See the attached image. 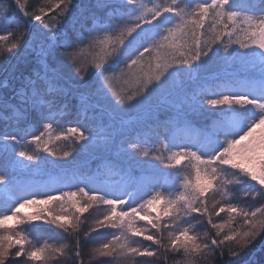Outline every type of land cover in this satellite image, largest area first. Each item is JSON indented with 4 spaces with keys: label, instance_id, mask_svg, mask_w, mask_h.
I'll return each instance as SVG.
<instances>
[{
    "label": "snow or ice",
    "instance_id": "snow-or-ice-1",
    "mask_svg": "<svg viewBox=\"0 0 264 264\" xmlns=\"http://www.w3.org/2000/svg\"><path fill=\"white\" fill-rule=\"evenodd\" d=\"M259 5L0 0V57L16 59L0 81V119L40 124L37 132L0 134V151L33 169L24 180L0 172L4 191L20 193L0 210V264H47L70 246H37L21 225L61 230L77 264H85L82 247L102 231L108 238L88 258L104 264L156 257L165 234V250L182 253L187 264L205 250L235 257L226 242L243 249L264 232V206L238 207L229 187L239 186V199L264 201V0ZM220 59L254 75H202ZM130 110L142 118L130 124ZM54 114L68 126L57 130ZM141 135H154L159 146L142 147ZM53 139L70 141V150L58 153ZM95 151L112 154L106 170L83 176L39 167L48 157L67 162ZM165 169L175 175L161 184L155 177ZM221 213L228 220L213 222ZM237 217L247 230L226 232ZM201 218L215 229L203 244L192 223Z\"/></svg>",
    "mask_w": 264,
    "mask_h": 264
},
{
    "label": "trees",
    "instance_id": "trees-1",
    "mask_svg": "<svg viewBox=\"0 0 264 264\" xmlns=\"http://www.w3.org/2000/svg\"><path fill=\"white\" fill-rule=\"evenodd\" d=\"M31 4L39 6L44 3V0H30ZM142 3L146 4L148 7H152L155 3H160L162 0H141ZM166 2V0H163ZM238 5H251L256 3L259 7V0H235ZM74 3L77 5H84L87 4L92 6L95 3V0H74ZM79 10V9H77ZM0 34H3V30L0 29ZM233 47H238L234 45ZM16 63L15 57L12 54H6L5 57H0V81H3L7 72L10 70L11 65ZM231 73H239L241 75H248L252 76L254 73L246 66L241 65L239 62L230 64L222 59L214 61L210 64L206 72L202 75H206L209 79H211L214 75L219 74L221 76L231 74ZM141 113L138 110H130L127 113V119L130 124L135 123L138 119H141ZM54 119L57 121V124L54 125L57 130H62L64 127L68 126V120L61 118L58 115L54 114ZM197 127L199 124L196 125ZM27 128L29 132H37L40 128V124L35 121H30L27 124L17 126L14 121L12 120H4L0 119V134L4 133L5 131H13V130H20ZM28 139L31 137L28 136ZM130 139H135V137H131ZM141 146L142 147H153L159 146L158 141L154 135H141L140 136ZM58 153L64 150H70L71 142H63V141H55L53 139L51 145ZM24 149L30 153L34 151V146L31 144H25ZM42 158L46 157V153H39ZM112 158V154L105 153L103 151H95L88 154L83 152H77L75 154V159H71L67 162L56 160L55 158L48 157L46 160L43 161L39 165L40 169L46 172H59L62 170H70L75 171L79 169V174L86 176L91 172L100 169H107L109 167L107 161ZM16 157L9 151L7 153L0 151V172L3 171H10L11 174L17 177L20 180H24L28 177V175L33 171V169H26L21 164L16 163ZM22 159V158H21ZM85 162L87 163V167H81L84 165ZM33 162L23 161V165H32ZM175 175V170L165 169L163 172H160L156 175L155 179L158 180L161 184H164L167 181L172 179V175ZM115 179V177H112ZM233 189V192L238 196L237 206L244 208L245 210H255L256 207L264 206V201H260L259 198L250 199V198H243L239 199V186H229ZM67 190V189H66ZM74 190V189H73ZM18 192L16 188H10L8 191H4L3 186H0V210H3L7 207V204L11 203L13 199L18 196ZM212 203L211 201L209 202ZM227 215L221 213L219 217L214 216L213 222L220 223V221H226ZM39 223V222H36ZM195 230L201 231L203 236L206 237L205 242L209 240L212 236L215 235V229H211V226L207 224L206 218H201L200 220H193L192 221ZM245 221L241 217H237L232 223L228 226L231 229L237 231H246L244 230ZM228 228V229H229ZM19 230L25 231V234H32L31 236H35L36 233H42L46 235H58L62 236V238L66 241V244H69V248L66 249V253L64 256H55L54 264H77L75 259L72 257L71 253L73 251L71 244L72 241L64 234L61 230L55 229L53 226L50 225H42L36 227L35 225H21L18 228ZM167 234H165L166 240ZM108 236L105 232H101L100 234H93V239L87 247H82V258L85 261V264H104L103 260H91L89 261L88 258V251L95 246H98L99 243L103 242L107 239ZM165 248H161L157 253V257H155L157 264H187V258L183 256L182 253L172 252L170 250H165L167 248V243H165ZM35 244H39L38 239ZM147 244V243H146ZM226 253L228 250L234 251L239 253L235 257H231L227 254L221 259L219 255H210L207 253H203L195 257L193 260V264H264V232L259 233L255 238H253L248 245H246L243 249H241V245L238 242H226L225 245ZM160 254V255H159ZM11 259V258H10ZM22 261H26V258L21 257L19 258ZM28 263V262H26ZM32 264V262H29ZM125 264V263H121Z\"/></svg>",
    "mask_w": 264,
    "mask_h": 264
},
{
    "label": "rangeland",
    "instance_id": "rangeland-1",
    "mask_svg": "<svg viewBox=\"0 0 264 264\" xmlns=\"http://www.w3.org/2000/svg\"><path fill=\"white\" fill-rule=\"evenodd\" d=\"M77 182H78V180L74 181L73 183H77ZM168 182L169 181L165 182L164 184H167ZM16 191L18 192V194H20L18 189H16ZM227 220H228V218H226V221ZM220 222H222V221H220ZM244 225H245L244 230H246L248 226L246 224H244ZM228 228L225 229L226 232L229 230ZM23 232L25 233V231H23ZM193 233L199 237V240H198L199 243H201V244L205 243L206 237L202 235L203 233L201 231H199L198 229L197 230L193 229ZM26 235H29L30 239H32L33 242H36V239H38L39 244L37 246L43 245L44 243L50 244L53 247H59L62 244H66V241L62 238V236H58L56 234L55 235H46V234H42V233H36V235L33 237V236H31L32 234H30V231H29V234H26ZM146 243L149 244L150 242L144 241V242H142L141 246L147 245ZM165 243L168 244L167 237H166ZM203 253H207V250H205V252H203ZM203 253H201L200 255H202ZM54 257L55 256L50 258L47 261V264H54V261H55ZM129 261H131V264H157L155 257H134V258H122L121 259V263L129 264ZM186 263H187V261H186ZM26 264H29V262Z\"/></svg>",
    "mask_w": 264,
    "mask_h": 264
}]
</instances>
